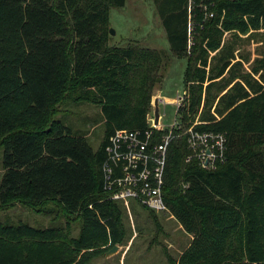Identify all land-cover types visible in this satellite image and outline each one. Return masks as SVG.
<instances>
[{
  "label": "trees",
  "instance_id": "trees-1",
  "mask_svg": "<svg viewBox=\"0 0 264 264\" xmlns=\"http://www.w3.org/2000/svg\"><path fill=\"white\" fill-rule=\"evenodd\" d=\"M153 1L171 52L187 61L184 129L198 120L207 123L198 130L228 140L216 170L187 162L193 153L180 131L169 145L164 201L193 236L177 264H264V54L251 62L236 53L241 35L264 40V0H218L203 29L189 0ZM125 5L0 0V212L21 204L65 219L47 229L0 223V264H89L123 242V210L104 190L102 166L117 130L147 129L167 59L162 50L109 46L111 9ZM82 102L105 118L96 151L55 118Z\"/></svg>",
  "mask_w": 264,
  "mask_h": 264
},
{
  "label": "rangeland",
  "instance_id": "rangeland-1",
  "mask_svg": "<svg viewBox=\"0 0 264 264\" xmlns=\"http://www.w3.org/2000/svg\"><path fill=\"white\" fill-rule=\"evenodd\" d=\"M109 46L126 48L135 46L141 49L162 50L167 59L161 67L153 97L161 94L170 100L182 95L187 86L184 74L187 69L185 58H178L170 50L165 29L153 0H126L123 8H112L110 12ZM196 32L192 29L191 40ZM236 53L251 58V62L264 54V40L258 38L249 41L248 35ZM249 64L246 65L248 67ZM188 90V89H187ZM152 97V98H153ZM153 103V102H152ZM151 103V109H152ZM161 123L169 125L179 117L170 103L160 107ZM68 127L75 136L85 137L96 151L104 137L105 118L100 106L90 102L67 104L60 108L55 117ZM4 174L3 151H0V183ZM123 213L125 228L120 251L107 258L104 255L93 259L89 264H177L183 252L189 247L192 235L184 231L174 216L168 212L155 213L153 218L149 210L136 203L119 204ZM173 216V217H172ZM55 221V220H54ZM0 223L17 226L26 224L33 228L47 229L52 226H64L65 219L53 222V217L39 214L21 204L8 211L0 212ZM80 232L79 223L73 224V236Z\"/></svg>",
  "mask_w": 264,
  "mask_h": 264
},
{
  "label": "built area",
  "instance_id": "built-area-1",
  "mask_svg": "<svg viewBox=\"0 0 264 264\" xmlns=\"http://www.w3.org/2000/svg\"><path fill=\"white\" fill-rule=\"evenodd\" d=\"M205 1H208L206 3ZM218 0H189V11L193 7L203 12L204 23L214 19L216 12L212 9ZM191 20V15L189 16ZM189 43L192 44V25L189 24ZM188 90L170 100L161 94L152 98V109L147 115V129L117 130L109 139L106 159L102 166L104 190L117 204L136 203L154 213L168 212L164 201L165 175L168 162V148L175 139V133L187 136V143L193 155L203 169L216 170L218 165L226 162L228 140L225 133L198 130L196 127L207 124L198 120L187 130L184 129L181 110L188 99ZM159 107V119L156 123L155 104ZM171 104L179 122L169 125L161 123L160 107ZM161 133V135H160ZM173 217V216H172Z\"/></svg>",
  "mask_w": 264,
  "mask_h": 264
},
{
  "label": "water",
  "instance_id": "water-1",
  "mask_svg": "<svg viewBox=\"0 0 264 264\" xmlns=\"http://www.w3.org/2000/svg\"><path fill=\"white\" fill-rule=\"evenodd\" d=\"M110 34L111 35H115V32L111 29L110 30ZM155 117H156V123H158V119H159V107H158V104L156 103L155 104ZM119 250V246H114L109 252H107L106 254L111 256L115 253H117Z\"/></svg>",
  "mask_w": 264,
  "mask_h": 264
},
{
  "label": "crops",
  "instance_id": "crops-1",
  "mask_svg": "<svg viewBox=\"0 0 264 264\" xmlns=\"http://www.w3.org/2000/svg\"><path fill=\"white\" fill-rule=\"evenodd\" d=\"M192 240H193V236H192ZM120 246H119V250L118 251H120ZM105 256L107 257V258H109L110 256L109 255H107V254H105Z\"/></svg>",
  "mask_w": 264,
  "mask_h": 264
}]
</instances>
